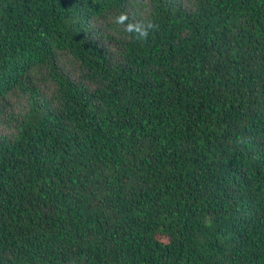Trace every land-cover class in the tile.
Here are the masks:
<instances>
[{
	"label": "trees",
	"instance_id": "16d2710c",
	"mask_svg": "<svg viewBox=\"0 0 264 264\" xmlns=\"http://www.w3.org/2000/svg\"><path fill=\"white\" fill-rule=\"evenodd\" d=\"M0 264H264V0H0Z\"/></svg>",
	"mask_w": 264,
	"mask_h": 264
},
{
	"label": "clouds",
	"instance_id": "9594fccd",
	"mask_svg": "<svg viewBox=\"0 0 264 264\" xmlns=\"http://www.w3.org/2000/svg\"><path fill=\"white\" fill-rule=\"evenodd\" d=\"M126 17H121V19L123 20V19H125Z\"/></svg>",
	"mask_w": 264,
	"mask_h": 264
}]
</instances>
